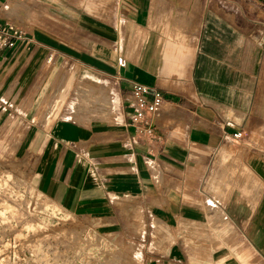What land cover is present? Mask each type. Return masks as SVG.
I'll list each match as a JSON object with an SVG mask.
<instances>
[{"label":"crops","instance_id":"0c3cea01","mask_svg":"<svg viewBox=\"0 0 264 264\" xmlns=\"http://www.w3.org/2000/svg\"><path fill=\"white\" fill-rule=\"evenodd\" d=\"M218 3L118 0L117 20L130 28L127 64L116 61L107 87L118 101L111 121L55 114L37 122L55 68L21 62L37 52L24 42L0 48V103H29L2 118L27 126L22 150L36 161L37 191L64 212L95 218L101 235L136 248L146 264H264L260 59L240 56L234 16L219 14ZM2 14L0 0L7 21ZM135 83L164 96L149 117L153 137L128 126Z\"/></svg>","mask_w":264,"mask_h":264},{"label":"rangeland","instance_id":"374dc122","mask_svg":"<svg viewBox=\"0 0 264 264\" xmlns=\"http://www.w3.org/2000/svg\"><path fill=\"white\" fill-rule=\"evenodd\" d=\"M218 5L219 14L234 16L240 56H259L254 119L264 129V0ZM1 9V17L25 32L28 52L37 50L21 62L55 68L37 122L55 114L79 122L113 120L118 101L107 87L130 28L117 20L118 0H1ZM14 109L27 111L29 103H0V264H146L136 248L101 235L95 218L64 212L37 191L36 161L22 150L27 126L2 118L1 112Z\"/></svg>","mask_w":264,"mask_h":264},{"label":"built area","instance_id":"2783aa9c","mask_svg":"<svg viewBox=\"0 0 264 264\" xmlns=\"http://www.w3.org/2000/svg\"><path fill=\"white\" fill-rule=\"evenodd\" d=\"M26 40L25 32L13 23L0 19V48L15 49ZM119 67H125L127 62L123 56L117 59ZM131 101L129 108L132 110V117L129 125L139 135L148 137L155 136L154 127L149 119L156 114L164 103V96L160 90L149 86L135 83L130 90ZM242 132L233 135L234 139H241Z\"/></svg>","mask_w":264,"mask_h":264},{"label":"bare ground","instance_id":"6f19581e","mask_svg":"<svg viewBox=\"0 0 264 264\" xmlns=\"http://www.w3.org/2000/svg\"><path fill=\"white\" fill-rule=\"evenodd\" d=\"M10 5H11V3L9 2V3H8V6H10Z\"/></svg>","mask_w":264,"mask_h":264}]
</instances>
